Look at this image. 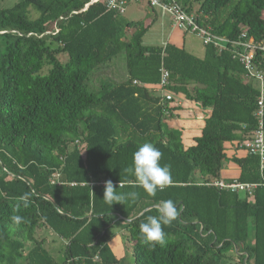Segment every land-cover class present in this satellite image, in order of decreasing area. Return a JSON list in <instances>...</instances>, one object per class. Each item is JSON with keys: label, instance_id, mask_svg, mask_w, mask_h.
I'll return each instance as SVG.
<instances>
[{"label": "trees", "instance_id": "obj_1", "mask_svg": "<svg viewBox=\"0 0 264 264\" xmlns=\"http://www.w3.org/2000/svg\"><path fill=\"white\" fill-rule=\"evenodd\" d=\"M175 1L214 36L235 41L244 32L264 47V0ZM90 2L20 0L0 8V264H124L107 244L117 221L125 225L132 264H219L229 251L244 264H264L259 158L232 159L237 182L257 185L250 201L208 185L220 180L224 144L248 141L257 128L256 84L229 51L208 45L197 58L171 44L145 45L142 21L126 22L104 0ZM121 54L127 78L102 83L95 94L90 77ZM254 63L264 73V51ZM161 67L169 72L167 93L211 111L190 148L166 125L154 92ZM145 142L171 168L173 184L155 196L124 171ZM109 180L118 193H138L137 200L108 205ZM168 199L182 211L163 228L166 244L151 248L139 225ZM45 230L65 242L62 263L37 237Z\"/></svg>", "mask_w": 264, "mask_h": 264}, {"label": "built area", "instance_id": "obj_2", "mask_svg": "<svg viewBox=\"0 0 264 264\" xmlns=\"http://www.w3.org/2000/svg\"><path fill=\"white\" fill-rule=\"evenodd\" d=\"M98 1L91 0L90 4ZM104 4L108 11H112L118 16H123L130 4H145L150 9H158L162 15L168 16L173 27L200 39L204 46H213L218 54L223 51L232 53L233 58L243 67L246 79L254 82L259 91L254 112L257 128L253 132L251 139L241 143L239 148L245 150L248 155L259 158L260 172L262 173L264 171V73L256 67L254 55L258 50L264 51V47L251 38L246 39L244 32L235 41L214 36L209 28L200 26L195 16L188 14L175 0H104ZM62 20L63 18H59V21ZM57 32L56 27H54V32L51 34H57ZM168 86L169 72L161 67L160 82L157 85V89L163 92L160 102L161 106L164 107L163 112L165 115H168L166 104L173 101L172 95L167 93ZM57 184L59 183L57 182ZM208 185L220 191L243 195L248 201L253 197V191L257 187L255 184H243L236 180L229 182L218 180Z\"/></svg>", "mask_w": 264, "mask_h": 264}, {"label": "rangeland", "instance_id": "obj_3", "mask_svg": "<svg viewBox=\"0 0 264 264\" xmlns=\"http://www.w3.org/2000/svg\"><path fill=\"white\" fill-rule=\"evenodd\" d=\"M20 0H1L0 8L1 9H10ZM146 6L145 4H130L123 15V19L126 22L131 21H143L146 18L147 10L142 7ZM147 7V6H146ZM149 8V7H148ZM197 6H195V9ZM159 19L161 18L164 24V28H160L158 24H153L150 29L147 31L145 36L143 37V43L146 45H157L161 44L162 41H167V38L170 34V30L168 29L170 24V19L166 15H162L161 11L155 9ZM194 15V14H193ZM30 18L33 17L32 14L29 16ZM145 24H148L145 22ZM173 33V32H172ZM171 33V35H172ZM175 44H181L182 41L185 44V49L192 53V50L188 47L189 45H193L196 48L200 49V53L202 50V42L200 39L183 33L180 34L178 31L174 32V35L171 39ZM4 52V41L0 40V56ZM61 61H65L64 56L60 57ZM126 72L125 67V58L124 55L121 54L114 58L111 64H107L99 68L95 71L89 79L87 83L88 88L95 92V94L100 95L99 87L100 84L103 83H111L115 84L122 80V73ZM0 84H1V77H0ZM170 124V122H168ZM264 137V133H263ZM37 237L44 238L46 241L44 243V248L48 251V253L56 260L58 263H62L65 259L64 255V248L65 242L56 236L50 230L40 231L38 232ZM107 244L111 247L114 255L121 259L124 264H132V249L131 245L128 241V235L125 231V225L117 221L113 227L109 230L107 236ZM30 244L26 246V249L30 248ZM219 264H244L242 262L241 257L235 253V251L225 252Z\"/></svg>", "mask_w": 264, "mask_h": 264}, {"label": "clouds", "instance_id": "obj_4", "mask_svg": "<svg viewBox=\"0 0 264 264\" xmlns=\"http://www.w3.org/2000/svg\"><path fill=\"white\" fill-rule=\"evenodd\" d=\"M161 158L162 152L153 143L145 142L134 152L132 165L124 170L134 175L136 183L150 196H155L157 191H163L173 184L170 165H161ZM121 186L120 181L119 187ZM137 198L138 193H118L112 181H106L103 200L111 207L114 204L124 205L128 200L135 202ZM21 199L26 200L27 194ZM157 208V215L148 216L146 221L139 225L142 242L151 248L166 244V233L163 228L176 221L182 211V207L171 199L160 201ZM22 219L19 215L11 217L16 224L21 223Z\"/></svg>", "mask_w": 264, "mask_h": 264}, {"label": "crops", "instance_id": "obj_5", "mask_svg": "<svg viewBox=\"0 0 264 264\" xmlns=\"http://www.w3.org/2000/svg\"><path fill=\"white\" fill-rule=\"evenodd\" d=\"M142 7H144L147 10L146 18L144 22L141 20L144 24V27H148V30H149L150 27L155 23L158 24L160 28L165 27L164 26L165 22H163L161 18L159 19L154 9H150L146 6H142ZM134 22H138V21H134ZM145 22L148 24H145ZM168 29L170 30V34L167 38V41H162L161 44H157V45L165 46L166 44H171V45L176 46L177 48L185 49V44L183 41L180 45L175 44L173 41H171L174 35V32L178 31L180 34H183V32L173 27L171 22L169 24ZM188 47L192 50V53H190L189 51L185 49L187 52H189L190 54H192L193 56L197 58H203L204 52H205V46L203 44H202L201 53H200V49L196 48L193 45H189ZM111 62L109 64H111ZM121 77H122V80L115 84L121 83L127 78L126 72L122 73ZM154 92L161 99V97L163 96V92L158 90L157 86H155ZM172 98H173V101L166 105L167 107L175 108V110L168 112V116L165 122L169 128L173 130H177L178 132L181 133L182 144L184 148L187 149V148L194 146L195 145L194 139L199 138L201 136L202 129L205 126V120L209 118L211 111L209 109H203L198 104L186 100L184 96L182 95H175V96H172ZM168 122H170V124ZM240 144L241 143H238V142L224 144L223 147H224V153L226 155V160L222 163V167L220 171L221 181H227V182L234 181V180L237 181L240 175V170L232 162V159L234 158L242 159L248 155V153L245 150L239 148Z\"/></svg>", "mask_w": 264, "mask_h": 264}, {"label": "water", "instance_id": "obj_6", "mask_svg": "<svg viewBox=\"0 0 264 264\" xmlns=\"http://www.w3.org/2000/svg\"><path fill=\"white\" fill-rule=\"evenodd\" d=\"M144 212H145V211H144ZM144 212H143V213H144ZM143 213H141V215H142ZM245 262H246V261H245Z\"/></svg>", "mask_w": 264, "mask_h": 264}]
</instances>
